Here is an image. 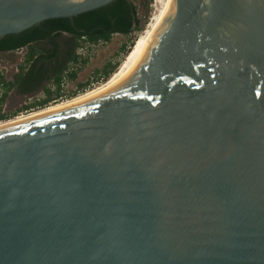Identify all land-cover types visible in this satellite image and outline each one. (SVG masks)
Returning a JSON list of instances; mask_svg holds the SVG:
<instances>
[{"label":"water","instance_id":"obj_1","mask_svg":"<svg viewBox=\"0 0 264 264\" xmlns=\"http://www.w3.org/2000/svg\"><path fill=\"white\" fill-rule=\"evenodd\" d=\"M113 0H0V38ZM176 0L112 86L0 127V264H264V0Z\"/></svg>","mask_w":264,"mask_h":264},{"label":"trees","instance_id":"obj_2","mask_svg":"<svg viewBox=\"0 0 264 264\" xmlns=\"http://www.w3.org/2000/svg\"><path fill=\"white\" fill-rule=\"evenodd\" d=\"M138 29L140 27L137 16V4L133 0H113L91 11L72 17L47 19L20 33L1 37L0 51L26 47V54L23 62L18 67L19 71L10 78L0 72V121L17 115L23 109L42 108L61 99L63 96L61 90L64 77L66 76L69 80L75 81L78 72L88 61L86 55L76 53L77 48L86 44L106 43L110 41L111 36L115 33L127 36L132 30ZM61 32L67 34V42L70 44L71 50L69 57L66 60L64 59V67L58 72L53 69L48 75L51 84L45 86L42 90L45 97L30 105H25L23 109L17 112H4L2 108L9 92L14 89H23L27 85L30 71H27L26 68L31 64L35 54H42L41 50L33 43L50 36L54 37ZM125 47L126 45H123L122 49L124 50ZM50 54H53V51ZM70 63L74 64L72 69L69 68ZM116 67L117 63L108 62L100 71L103 79H107L115 71ZM39 83L40 81L37 84L39 85ZM87 85L88 83H77L78 91H73L71 97L77 95L78 92H83Z\"/></svg>","mask_w":264,"mask_h":264},{"label":"rangeland","instance_id":"obj_3","mask_svg":"<svg viewBox=\"0 0 264 264\" xmlns=\"http://www.w3.org/2000/svg\"><path fill=\"white\" fill-rule=\"evenodd\" d=\"M133 1L137 4V16L140 19V29L132 30L127 36L115 33L111 36L110 41L106 43L98 42L91 45L86 44L83 47L77 48L76 53L86 55L88 57V61L78 72L75 81L69 80L66 76L64 77L62 83V94H64V96H62L61 99H58V101L69 98L71 97L73 91H78L77 83H88L85 88L86 90L104 81L100 71L108 62L117 63V67L119 66L122 59L132 48L134 40L137 39L138 35L145 28L144 22L147 23L149 18L154 14V10L156 11V0ZM64 37L67 38L68 36L64 35ZM123 45H126L124 50L122 49ZM19 54V52H14L7 55H0V72L4 73L7 78H10L11 73L15 70V63L20 60ZM69 65L70 69L74 67L73 63H70ZM96 79L97 81H95ZM46 84L50 85L51 82L47 81ZM79 93L80 92L77 94ZM40 96H42L40 91H36L34 96H21L12 90L9 92L2 109L7 113H12V111L17 112L18 110L23 109L25 105L34 103L36 101V97ZM38 108L40 107H34L26 110L23 109L22 111H19L18 114Z\"/></svg>","mask_w":264,"mask_h":264},{"label":"bare ground","instance_id":"obj_4","mask_svg":"<svg viewBox=\"0 0 264 264\" xmlns=\"http://www.w3.org/2000/svg\"><path fill=\"white\" fill-rule=\"evenodd\" d=\"M241 1L242 0H240V4H242ZM155 3H157L156 11L154 10L153 17L151 18L149 24L141 31L137 39L134 40L133 46L130 51L125 55V57L120 62L119 66L115 69V71L110 74L107 79L89 89H86L83 92H80L75 96L56 101L42 108L23 112L11 118L1 120L0 127L24 120L26 118L44 114L61 108L63 106L69 105L71 103L80 101L96 93H99L116 83L125 74H127L131 70V68L136 64V62L141 58L151 36L160 24L163 17L166 14H174L176 0H156Z\"/></svg>","mask_w":264,"mask_h":264},{"label":"flooded vegetation","instance_id":"obj_5","mask_svg":"<svg viewBox=\"0 0 264 264\" xmlns=\"http://www.w3.org/2000/svg\"><path fill=\"white\" fill-rule=\"evenodd\" d=\"M64 32H61L59 35L50 36L43 40H37L33 44L41 50L42 54H35L31 64L26 68L27 71H30L29 74V81L26 83L23 89H14L13 91L21 96H34L36 91H40L42 96L36 97L37 100H42L45 95L43 94V89L48 79V75L50 72L55 69V71H59L64 67V59L69 57L70 52V44L67 42V38L64 37ZM24 48L23 53H20V60L19 62L15 63V70L11 73L10 77L17 73L19 65L23 62L24 56L26 54V47ZM20 49V48H19ZM19 49L15 50H1L0 55H7L9 53H14ZM53 51V54L50 52ZM17 53V52H16ZM40 81L39 85L37 84ZM51 82V81H50ZM38 86H37V85ZM63 93V89L61 90ZM64 96V94H63ZM14 112V111H12Z\"/></svg>","mask_w":264,"mask_h":264},{"label":"built area","instance_id":"obj_6","mask_svg":"<svg viewBox=\"0 0 264 264\" xmlns=\"http://www.w3.org/2000/svg\"><path fill=\"white\" fill-rule=\"evenodd\" d=\"M152 17H153V15L149 18V20H148L147 23L144 22V26H145V27L149 24V22H150V20H151ZM138 18H139V17H138ZM139 21H140V19H139ZM23 51H24V48H20V49L17 50L16 52L23 53Z\"/></svg>","mask_w":264,"mask_h":264}]
</instances>
